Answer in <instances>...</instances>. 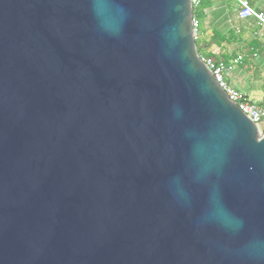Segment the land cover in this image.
<instances>
[{
    "label": "water",
    "instance_id": "95a60500",
    "mask_svg": "<svg viewBox=\"0 0 264 264\" xmlns=\"http://www.w3.org/2000/svg\"><path fill=\"white\" fill-rule=\"evenodd\" d=\"M192 14L0 0V264H264V128Z\"/></svg>",
    "mask_w": 264,
    "mask_h": 264
},
{
    "label": "crops",
    "instance_id": "0c3cea01",
    "mask_svg": "<svg viewBox=\"0 0 264 264\" xmlns=\"http://www.w3.org/2000/svg\"><path fill=\"white\" fill-rule=\"evenodd\" d=\"M250 6L264 13V0H256ZM237 10L232 0H208L203 4L196 11L197 14L200 11L196 16L199 22L197 48L206 58L224 64L241 57L225 80L246 100L263 104L264 31L253 18L238 19ZM262 123L264 128V120Z\"/></svg>",
    "mask_w": 264,
    "mask_h": 264
},
{
    "label": "built area",
    "instance_id": "2783aa9c",
    "mask_svg": "<svg viewBox=\"0 0 264 264\" xmlns=\"http://www.w3.org/2000/svg\"><path fill=\"white\" fill-rule=\"evenodd\" d=\"M208 0H190L192 14V35L195 41L198 39V27L199 22L196 19L195 12L201 7L202 3ZM237 6V17L240 20L253 18L257 25L264 31V13L254 10L247 0H232ZM201 61L211 71V74L215 81L221 86L226 93L227 97L233 101L240 111L245 114L253 123L258 126L262 124L264 120V103L256 104L248 100H244L243 97L233 88H231L226 82V76L230 73L234 66L238 65L241 61V57L233 59L229 64L216 62L213 59L200 57Z\"/></svg>",
    "mask_w": 264,
    "mask_h": 264
},
{
    "label": "trees",
    "instance_id": "16d2710c",
    "mask_svg": "<svg viewBox=\"0 0 264 264\" xmlns=\"http://www.w3.org/2000/svg\"><path fill=\"white\" fill-rule=\"evenodd\" d=\"M249 1V3L252 5L253 4V2H255L256 0H248ZM207 2V1H206ZM206 2H204V3H202V5L203 4H205ZM201 5V6H202ZM200 8V7H199ZM197 15H199V14H197V12H195V16H197ZM223 41H224V39H222ZM197 52H198V55L200 56V57H206L202 52H201V50L199 49V48H197ZM244 100H245V98H243Z\"/></svg>",
    "mask_w": 264,
    "mask_h": 264
},
{
    "label": "rangeland",
    "instance_id": "374dc122",
    "mask_svg": "<svg viewBox=\"0 0 264 264\" xmlns=\"http://www.w3.org/2000/svg\"><path fill=\"white\" fill-rule=\"evenodd\" d=\"M198 14H200V11H198ZM198 43H199V41H197L196 44H198ZM262 125H263V123L261 125H259V127L262 126ZM261 128H263V126Z\"/></svg>",
    "mask_w": 264,
    "mask_h": 264
}]
</instances>
